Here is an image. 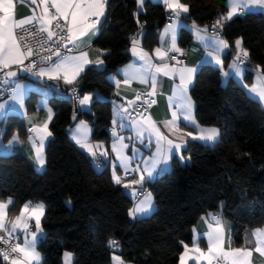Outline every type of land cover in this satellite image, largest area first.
<instances>
[{"label":"trees","instance_id":"trees-1","mask_svg":"<svg viewBox=\"0 0 264 264\" xmlns=\"http://www.w3.org/2000/svg\"><path fill=\"white\" fill-rule=\"evenodd\" d=\"M181 2L189 6L185 20L197 26H209L228 10V0ZM138 8L137 0H107L94 42L105 50L104 66L87 67L75 83L63 87L62 92H68L79 86L80 96L98 93L89 110L79 111L77 104L52 91L54 116L45 169L37 170L17 148L0 154V200L12 199L10 213L18 214L29 201L44 204L43 233L37 243L41 264H63L66 251L75 255V264H112L115 253L136 264H177L183 251L180 242H192L194 226L204 214L216 212L231 222L235 247L243 245L245 230L264 225V107L234 78L221 82L218 68L200 66L190 95L198 122L217 126L220 138L213 144L189 141L181 151L191 158L186 164L175 155L170 170L147 182L156 207L148 217L132 219V198L114 183L109 164L98 169L71 140L68 128L85 119L92 126V141L110 145L117 98L110 76L131 59L132 38L142 34V45L152 50L169 20L160 1L144 0L143 11L138 13ZM222 34L230 45L225 64L236 56L234 41L242 38L250 68L244 79L252 82V69H264V12L234 16L223 23ZM192 41V30L182 27L180 47L186 50ZM28 102L31 107L30 98ZM3 121L4 138L13 130L25 131L19 115H8L0 124ZM109 239L119 247L110 248ZM0 264H7L2 255Z\"/></svg>","mask_w":264,"mask_h":264},{"label":"snow or ice","instance_id":"snow-or-ice-1","mask_svg":"<svg viewBox=\"0 0 264 264\" xmlns=\"http://www.w3.org/2000/svg\"><path fill=\"white\" fill-rule=\"evenodd\" d=\"M30 2L37 7L42 6L40 7L39 15L35 14L36 9L34 8L32 16L17 20L14 17V0H0V89L7 91L8 88H10L11 100L14 102L8 106L7 110V101L5 103H0V120L4 119L11 112L24 109L25 85L19 83L17 79L18 71L36 78L46 77L48 80L63 79L65 84L71 85L76 82L80 73L84 71V66L86 64H93L98 68L104 65V60L99 56L95 60L88 59L87 52H81V54L76 57H61L60 47L67 48L68 44L78 46L77 42L90 43L91 36H95L99 32L98 25L101 22V17H105L107 0H30ZM137 2L140 5L138 8L139 13L143 11L144 0H137ZM162 3L175 14L177 20L179 19L180 13H188L189 11V6L182 3L181 0H162ZM227 7L229 9L227 14L220 16L212 26V35H202V33L206 34L208 32L207 27L195 29V34L200 42L205 47H212L217 53L215 56V63L217 65L223 64L220 54H223L224 50L229 48L230 45L227 40L215 34L216 29L223 27L222 21H229L234 16L242 15L244 12L251 13L256 9L264 10V0H228ZM137 22L139 23V21ZM168 28L171 29V50L182 52V50L176 46L175 27L169 25ZM167 31L168 29H166V32ZM41 33L44 35L36 40L37 47L34 48L30 41ZM84 37H89V40L84 41ZM138 44L139 41L132 38L131 51L134 55L137 54ZM54 46L55 50H53ZM234 47L238 52L236 58L229 65L232 72H225L224 75H234L242 81L243 69H241L239 62L241 61V57L246 60L249 56V52L247 49L243 48L242 38L234 41ZM98 51H100L101 56L105 53V50ZM155 54L162 61L168 55L167 52H162L160 48L155 49ZM33 56L39 57V67L37 66L36 60H30ZM53 56L58 59L54 61ZM148 56L149 54L147 52H144L142 49L140 50V59H145ZM171 59H176V57L173 56ZM26 60H29L27 65H25ZM14 66H17V70H13ZM155 67L157 72H161L165 76H173L175 73H179L180 83L177 85V89L179 91L180 102L178 106L181 110V116L185 122V126L190 127L192 131L183 132L178 127H175L178 117L177 113L173 112L172 120L168 121L167 124L174 126L175 130L181 132L182 137L185 138L182 139L180 143H177L160 133L159 129L155 127L154 122H151L149 119V127L157 135L155 157L151 160L150 164L148 161L144 162L143 171L140 170L139 165L131 169V171L139 173V178L133 179L130 183H125L121 175L116 174L115 169L117 167L122 168L124 176H127L129 174V162L131 158L127 156L122 157L114 144L112 150L117 152V162L112 164V179L117 185L123 184L125 189L131 188L132 185H140L141 189H143L144 183L153 180V172L157 169L158 165L163 164L165 168H162L161 171L166 170L168 160L172 155L178 156L182 163L186 159L190 160V157H184L180 152L182 146L188 143V139L186 138H191L193 141H201L205 144H213L218 142L221 135L220 129L215 127H202L194 118L193 101L187 93L189 85L192 84L196 68L176 69L171 68L167 63L156 65ZM261 71H264V69ZM121 72L124 73L125 76L127 75L126 70H121ZM123 82L124 84H128L129 79L125 78ZM114 83L117 87L120 85V81L118 80H115ZM5 85H7L8 88H4L3 86ZM244 87L248 88L247 85H244ZM152 88L153 92H155V77L152 78ZM248 91L251 94H255L256 99L264 101V76L258 75L256 83L248 88ZM73 94L82 107L89 105L93 101L91 94H85L81 97L75 88L73 89ZM137 98H139V96ZM129 103L132 102L130 101ZM152 103H155V101L153 100ZM45 106L46 100L41 102L40 107L43 108ZM120 107L123 109V105H120ZM24 111L26 112V109H24ZM124 111L127 110L124 109ZM51 118V110H49L47 120L43 123L42 127L32 126L28 129L31 133L44 134L40 137L39 143L41 147L39 148L36 147L37 141H35L32 136L28 137L29 144L35 150V161L40 168H43L47 162L45 156L42 154V146L44 138L52 135V133L48 131V121H50ZM80 126L83 127L84 122H80ZM143 132L144 129L140 128L137 131V135L143 136ZM2 135L3 133L0 132V136ZM123 139V137H119L120 141ZM148 139L151 142L150 135ZM161 141H164L165 144H161ZM141 142L143 143V140H141ZM21 143H23V141L19 133H14L7 146L3 145L2 141H0V154H9L15 146ZM76 143L79 144L80 140L77 139ZM124 147L127 146L124 145ZM88 150L92 152L91 147H89ZM93 155L95 156V152H93ZM102 155H106V153H102ZM129 195L137 197L134 206L128 211V215L131 218L136 219L150 215L151 211L154 210V198L151 192H137L133 189V192L129 193ZM139 196H143V199H139ZM68 203H70V201H68ZM12 204L13 201L11 198H8L7 201L0 200V231L8 232L6 223L8 209ZM43 215V203L32 205L31 201H29L22 206L20 214L16 216L12 222V231H15L17 227H22L25 230L28 229V221L31 220H34L36 230L31 232V239H28L27 234H25L23 246L19 242L14 246L10 245V252L17 253V258H11V264H33V262L39 264L40 256L39 253L36 252V242L39 235L43 233L41 227V218ZM209 216L214 222L215 227H213V224L208 225L210 231L207 233L209 241L207 251L202 250L198 246L189 248L188 244L181 241L180 243L183 251L179 257L180 264H188V261L193 259L196 261H204L206 264H221V262H223V264H251L250 258L253 252L264 256V229H256L252 233L255 237L253 248H232L229 239V247L226 250L223 225L217 216L212 214H209ZM202 219L205 218L202 217ZM11 234V232H8L9 236H11ZM0 241L9 243L4 236H0ZM108 246L114 249L118 248L119 244L115 239H109ZM190 253H195V256L190 255ZM0 255H2L4 260L10 259L8 251L0 249ZM72 255L71 252H65L63 254L64 264H71ZM113 259L116 261V264H124L119 256H114Z\"/></svg>","mask_w":264,"mask_h":264},{"label":"crops","instance_id":"crops-1","mask_svg":"<svg viewBox=\"0 0 264 264\" xmlns=\"http://www.w3.org/2000/svg\"><path fill=\"white\" fill-rule=\"evenodd\" d=\"M162 2V0H156ZM15 3V8H14V17L19 20L22 18H26L29 16L33 15V9H36V15H39L40 13V7H37L36 5H32L30 0H14ZM228 4V3H227ZM140 7V5L138 4ZM168 9V8H167ZM54 10V9H53ZM229 10V9H228ZM227 10V11H228ZM256 10H261V9H256ZM227 14V12H226ZM225 14V15H226ZM185 15L186 13H180L179 19L177 20L175 17V14L168 9V16L169 20L164 24V26L161 28L159 35H158V44L157 46L149 50L145 48L142 45V34L138 35L135 37L137 41H139V44L137 45V54H133L131 51L132 49V43L130 46V56L131 59L129 62L125 63L122 65L117 74L111 75L110 79L114 83L115 80L120 81V85L117 87L115 85V93L117 94V98L114 100V105H113V126L110 130L111 135H112V141L109 146H107L105 143L101 141H92L91 139V134H92V126L89 121L85 119H78L72 125L71 127L68 128V133L71 138V140L83 151H85L91 158H93L96 162V167L98 169H101L104 166H109V171L111 173V177L113 175V167L112 164L117 162V152H114L112 150L113 145H116L117 151L121 154V156H127L130 157L131 160L129 162V171H131L133 166L139 165L140 170L143 171L144 169V162L148 161L149 164L151 163V160L155 157L156 153V140H157V135L154 131H152L149 127V119L151 122H154L155 127L159 129L160 133H162L164 136H167L169 139L174 140L177 143H180L182 139H185L182 137L181 132H177L175 130V127H178L181 129L183 132L187 131H192L190 127L185 126V122L183 121V118L181 116V110L179 109V91L177 89V85H179L180 80H179V73H175L173 76H165L161 72L156 71V65H160L163 63H167L171 68H176V69H181V68H196V72L194 73L193 76V81L192 84L189 85L188 87V96L191 97L190 95V89L193 86L195 82V77L197 70L199 69L200 66L202 65H211L215 68H218L221 70V82L225 83L228 78L232 77L236 81H238L243 87L244 85H247L248 88H250L253 84L256 83L257 77L259 76H264V73H262L259 69L253 68V79L252 82L247 83L244 79L245 72L248 68L246 65H241V69H243L242 72V81L238 79L234 75H229L225 76V72H232V69L229 67V65L233 62V60L236 58V56L231 59L228 64H225L224 61V55L228 52V49L224 50L223 54H220V58L223 60L222 65H217L215 63V56L217 53L213 50L212 47H205L200 40L197 38L195 34V29L200 28L203 29L205 26H197L195 23L188 22L185 20ZM105 16H106V11H105ZM105 17H101V22L98 25L99 32H100V27L103 22ZM216 22V21H215ZM225 23V21H222V24ZM169 25H173L175 27V34H176V46L182 50V52H175L171 50V29L168 28ZM187 26L190 28L193 32V41L189 44L186 50H183V48L180 47L179 42H178V35L179 31L181 30L182 27ZM166 29L168 31L166 32ZM99 32L95 36H91L90 38V43H81L77 42V50L69 55H66L67 57H76L81 54V52H87L88 53V59L90 60H95L98 56L103 59L104 55H100V51L102 50L101 48L97 47L94 42L96 37L98 36ZM202 35H211L208 32L202 33ZM218 37L226 40V38L223 36L222 33L217 35ZM84 41H88L89 37H84ZM160 48L162 52H167L168 55L165 57V59L162 61L160 60L159 57L156 56L155 54V49ZM244 48V47H243ZM143 50L144 52H147L149 56L145 59H140V50ZM238 50L236 49V55H237ZM211 54V55H209ZM171 55H178L182 58L181 62H175L170 59ZM64 57V56H63ZM56 58L55 60H57ZM54 60V61H55ZM150 61V63H149ZM210 61V62H207ZM47 66V65H44ZM89 66H95L93 64H86L84 66V71L87 67ZM104 66V65H103ZM102 66V67H103ZM13 70H17V66L13 67ZM121 70H126V76L124 73L121 72ZM83 71V72H84ZM81 72L80 75L83 73ZM80 77V76H79ZM78 77V78H79ZM155 77V92H153L152 88V78ZM77 78V80H78ZM128 78L129 83L124 84V79ZM17 79L19 80V83L22 85H25V100H24V109H26V112L24 109H20L19 111L16 112H11L8 115H19L21 116L24 124L25 131L20 133L18 130H13L6 138L1 136L0 141H2L3 145L7 146L9 140H11L12 135L14 133H19V136L23 143L19 144L18 146H15L11 151L14 149H19L20 151L23 152V154L28 158V160L34 165V167L42 171L45 169L46 164L43 166V168H40L39 165L35 161V150L34 148L29 144L28 142V137L31 136L28 131V129L32 126H39L42 127L43 123L47 120V117L49 115V110H51V116L53 118L54 116V110L51 107L49 103V99L52 96V91L56 92H62L63 87H67L69 84H65L63 79L60 80H55L56 82L53 85V89H49L47 87V78H36V77H28L26 78L23 73L18 71ZM76 80V81H77ZM245 90L249 95L255 98V94H251L248 91V88L244 87ZM142 91H150L151 94L154 97L155 103L152 104L151 111L147 115L145 119H137L135 121H128L122 112L120 111V105L122 104H127V105H133L136 102L139 101L140 97L139 93ZM46 94V95H45ZM86 94H91L93 97V100L95 97H99L100 95L98 93H86ZM85 95V94H83ZM81 95V97L83 96ZM30 98V103L32 104L31 107H29V102L28 99ZM171 98V100H170ZM46 100V106L41 108V102ZM191 100L193 101L192 97ZM6 104V110L8 109V106L13 104L14 102L10 99L6 100H0V103H5ZM132 103H129V102ZM261 105L264 107V101H260ZM193 115L196 120V122L202 126V127H215L218 128L217 126H203L201 125L194 113V108L195 104L193 101ZM91 106V103L86 106H80L79 102L77 104V109L79 111L81 110H89ZM176 112L177 113V121L175 127L172 125L167 124L168 121L172 120V113ZM7 115V116H8ZM51 118V119H52ZM4 120V119H2ZM51 121V120H50ZM50 121H48V131L49 129V124ZM115 121V123H114ZM80 122H84V126H80ZM123 125V126H122ZM143 128V136H138L137 131L138 129ZM5 129V124L4 121L0 124V130L2 133H4ZM219 129V128H218ZM51 132V131H50ZM115 133V134H114ZM32 138L37 141L36 147H41L39 141L40 137L44 135L43 133H32ZM195 134V133H194ZM149 135L151 136V142L149 141L148 137ZM51 136H46L43 140V146H42V154L46 158V145L49 141ZM75 137V138H73ZM119 137H123L124 139L122 141L119 140ZM80 140V143H76V140ZM189 141L191 138H186ZM143 140V143L141 142ZM201 142V141H199ZM203 143V142H202ZM161 144H165L164 141H161ZM86 145V146H82ZM126 145L127 147H124ZM186 146V145H185ZM185 146H182L180 152L183 150ZM91 147L92 152H90L88 149ZM93 152H95V156L93 155ZM102 153H106V155H102ZM175 155H172L171 158L168 160V164L166 166V170L161 171L162 168H165L163 164L158 165L157 169L153 172V180H155L160 174L170 170L171 168V161L172 158ZM111 157V159H109ZM116 174L121 175L123 181L125 183H130L133 179H138L139 178V173L135 172V175L131 178L124 176L123 169L120 167H117L115 169ZM146 175V173H145ZM152 180V181H153ZM147 182L144 183L143 189H141L140 185H132L131 188L125 189L126 192L129 194L133 192V189H135L137 192L140 191H148L151 192L150 189L146 186ZM123 186V184H121ZM152 193V192H151ZM153 196V194H152ZM133 201V205L135 203V200L137 197L135 196H130ZM139 199H143V196H139ZM7 201V200H4ZM32 205L42 203V202H31ZM154 203V202H153ZM44 205V204H43ZM10 207L8 209V218H7V223H6V228L8 229V232H11L12 234L17 235L18 237V242L21 243L23 246V239L25 237V234H27L28 239H30V234L32 231L35 229V222L34 220L28 221V229H23L22 227H17L15 231H12V222L14 221L15 217L20 214L12 215L10 213ZM45 210V207H44ZM21 211V210H20ZM209 214L217 216L221 224L223 225L224 228V234H225V249L227 250L229 245L228 241L230 239L231 241V247L236 248L233 246V241H232V224L229 222L227 219L223 218L220 214L216 212H209L207 214L202 215L197 223L194 226V231H193V239L190 244H188L189 248H192L194 246H198L204 251H207L208 247V238H207V233L210 231L208 225L213 224V227H215L214 222L212 221L211 217ZM204 217L205 219H202ZM141 218V217H139ZM42 219V218H41ZM133 219V218H132ZM256 229H264L263 226H258V227H253V228H248L244 232V242L243 245L240 247H247V248H253L254 243H255V237L252 235V233ZM3 233H7L5 231H0ZM42 234H40V237ZM40 239V238H39ZM39 241V240H38ZM195 242V243H194ZM247 242V243H246ZM38 243V242H37ZM36 252L39 253L40 260L39 264L42 262V256L40 252L37 250V244H36ZM69 252V251H66ZM65 253V252H64ZM72 253V252H71ZM182 253V252H181ZM73 254V253H72ZM181 255V254H180ZM190 255L195 256V253H190ZM114 256H119L121 260L124 262V264H136L132 262H128L124 260L119 254H113L112 256V264H116V261L113 259ZM180 257V256H179ZM11 258H17V253L14 256H11L9 260H7V264H11ZM251 264H256L260 262H264V256H261L259 253L253 252V255L250 258ZM63 264H64V256H63ZM33 264H36V262H33ZM71 264H75V255H72V261ZM177 264H180V261H178ZM188 264H206L204 261H196V260H189Z\"/></svg>","mask_w":264,"mask_h":264},{"label":"built area","instance_id":"built-area-1","mask_svg":"<svg viewBox=\"0 0 264 264\" xmlns=\"http://www.w3.org/2000/svg\"><path fill=\"white\" fill-rule=\"evenodd\" d=\"M54 11V10H53ZM215 24V22H212L209 26H205L208 29V33L209 34H213V28L212 26ZM222 28H218L215 31L216 35H219L220 33H222ZM19 31V30H18ZM44 34H38L37 37L33 40L30 41V43L32 44V46L35 48L37 47L36 45V40L40 39ZM47 46V45H45ZM53 50H55V46L53 48ZM77 50V46H73L72 44H68L67 48H63L60 47V54L61 57L69 55L73 52H75ZM42 54H47V53H42ZM175 56L176 59H171V57ZM170 59L172 61L175 62H181L182 58L178 55H171ZM57 57L53 56V60H55ZM30 60H36L37 61V66L39 67V57L38 56H33L30 58ZM248 61V58L245 60L243 59V57H241V61L239 62V64L241 65H246ZM29 63V60L25 61V65H27ZM26 76H30L27 74H23ZM56 81L55 80H47V87L49 89H53V85ZM4 88H8L7 85L3 86ZM76 89L77 92L79 93V86H74L72 87V89H70L68 92H56L55 96L57 98H68L70 101H72L74 104H78V99L76 98V96L73 94V89ZM11 89L8 88L7 91H4L3 89H0V100H6V99H10L11 95H10ZM151 94L150 91H142L139 93V101L136 102L133 105H127V104H122L123 105V109L120 108V111L122 112V114L124 115V117L128 120V121H135L137 119H145L147 117V115L150 113L151 111V107H152V101L154 100L153 95H149ZM80 95V93H79ZM124 109H126L127 111H124ZM31 136L33 135L31 132L29 133ZM136 168V166H133L132 169ZM135 175V172L133 171H129V174L127 175V177L131 178ZM0 236H4L6 240L9 241V243H4L3 241H0V249H3L4 251H8L9 252V256H14L16 253H12L10 252V245H15L16 243H18V237L15 234H11V236H9L7 233H3L0 232ZM221 264H223V262H221ZM256 264H264V262H260V263H256Z\"/></svg>","mask_w":264,"mask_h":264},{"label":"rangeland","instance_id":"rangeland-1","mask_svg":"<svg viewBox=\"0 0 264 264\" xmlns=\"http://www.w3.org/2000/svg\"><path fill=\"white\" fill-rule=\"evenodd\" d=\"M50 98H51V97H50ZM186 160H187V159H186ZM186 160L183 162V164H186V162H188V160H187V161H186ZM155 208H156V207H155V205H154V210H155ZM154 210H153V211H154ZM153 211H151L150 215L152 214ZM150 215H147V216H144V217H148V216H150ZM35 230H36V229H34V231H35ZM39 238H40V235H39ZM39 238H38V240H39ZM30 239H31V234H30ZM38 240H37V242H38ZM37 242H36V244H37Z\"/></svg>","mask_w":264,"mask_h":264}]
</instances>
